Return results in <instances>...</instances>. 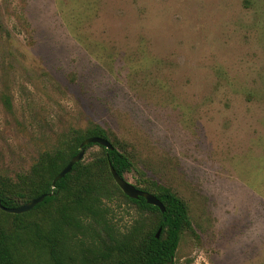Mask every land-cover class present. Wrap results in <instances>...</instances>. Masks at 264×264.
I'll return each instance as SVG.
<instances>
[{
  "label": "rangeland",
  "instance_id": "374dc122",
  "mask_svg": "<svg viewBox=\"0 0 264 264\" xmlns=\"http://www.w3.org/2000/svg\"><path fill=\"white\" fill-rule=\"evenodd\" d=\"M90 123L186 201L175 264H264V0H0V176Z\"/></svg>",
  "mask_w": 264,
  "mask_h": 264
},
{
  "label": "trees",
  "instance_id": "16d2710c",
  "mask_svg": "<svg viewBox=\"0 0 264 264\" xmlns=\"http://www.w3.org/2000/svg\"><path fill=\"white\" fill-rule=\"evenodd\" d=\"M109 135L96 123L71 130L57 149L41 153L18 182L0 176V199L7 207L46 195L25 213L0 209V264H167L175 257L183 234L194 230L188 205L170 187L138 169L118 141H111L113 150L97 144L100 151L77 162L53 187L54 178L80 151L84 139L110 140ZM94 144L85 146L86 152ZM110 165L124 178L136 169L143 186H135L157 196L165 212L144 197L125 195ZM120 198L137 210L121 226L116 217Z\"/></svg>",
  "mask_w": 264,
  "mask_h": 264
},
{
  "label": "water",
  "instance_id": "95a60500",
  "mask_svg": "<svg viewBox=\"0 0 264 264\" xmlns=\"http://www.w3.org/2000/svg\"><path fill=\"white\" fill-rule=\"evenodd\" d=\"M91 143L99 144L101 146L106 147L109 150L114 149L112 142L106 138L99 137V136H92V137H88V138L84 139L80 144V151L74 157L71 158V160L68 162V164L54 178V180L52 182L53 187L56 186V183L58 180H60L66 174L71 172L73 166L77 162H80L84 159L85 152H86L85 146H87ZM110 171L112 173V176H113L115 182L117 183V185L120 187V189L123 191V193L125 195H127L128 197L133 198V199H137L139 197H144L148 204L158 206L162 212H165L166 208H165L164 204L153 193L136 187L134 184L129 182L126 178L119 175V173H117V171L113 167V165H110ZM49 195H52V193H49ZM45 197H46V195L43 194L41 196L30 199L26 203L19 205L17 207H7V206L3 205V203L0 199V209L5 211V212L12 213V214L25 213V212L32 210L37 204L41 203L45 199ZM161 231H162V227H160L156 233L157 238L160 236ZM167 264H175L174 258H172V260L167 262Z\"/></svg>",
  "mask_w": 264,
  "mask_h": 264
}]
</instances>
